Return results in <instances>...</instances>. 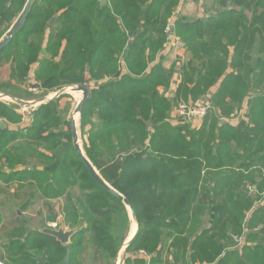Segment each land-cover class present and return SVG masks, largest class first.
Returning a JSON list of instances; mask_svg holds the SVG:
<instances>
[{
    "label": "trees",
    "instance_id": "1",
    "mask_svg": "<svg viewBox=\"0 0 264 264\" xmlns=\"http://www.w3.org/2000/svg\"><path fill=\"white\" fill-rule=\"evenodd\" d=\"M23 1L0 0V14L16 17ZM178 1L74 0L66 5L65 0H34L22 27L0 51V59L13 57L20 76L36 63V86L45 90L59 80V87L80 84L88 89L80 110L83 149L100 176L133 207L138 230L126 252L145 251L151 254L150 264H264V234L253 231L264 220V0H217L221 8L230 6L229 11L175 20L172 35L180 38V48L189 50L176 95L181 89L192 95L207 91L222 77L209 98L212 110L197 129L170 121L168 96L158 86H168L171 70L161 63L151 65L167 42L169 6ZM61 10L59 25L45 32L48 25L42 17ZM30 21L34 26L28 29ZM7 29L0 28V37ZM34 29L48 45H37L30 52L33 45L27 37ZM62 41L66 47L59 60L50 55L38 58L42 50L56 55ZM60 97L41 104L23 131L0 127V164L18 181L29 180L25 185L29 189L37 180L34 187L42 198H58L80 180L83 196L69 194L62 208L68 228L74 229L69 243L60 245L50 236L36 235L41 238L38 245L46 249L44 264L58 262L52 251L47 252L48 245H54L61 261L68 248L70 264H111L126 238L128 211L94 181L75 151ZM245 100L246 121L236 126L218 123L241 114ZM90 112L99 117L98 123L88 119ZM19 117L0 103V118L16 122ZM51 125L56 130L46 129ZM23 138L43 143L44 158L55 170L22 169L28 177L13 173L24 165L29 151L33 153L30 145L12 144ZM203 216L208 224L196 232V221ZM243 224L248 231L245 239L251 243L231 248L232 232L240 234ZM160 226L172 238L175 251L167 254L168 246L156 235ZM32 256L22 253L19 260L42 264ZM124 264L146 261L128 257Z\"/></svg>",
    "mask_w": 264,
    "mask_h": 264
},
{
    "label": "rangeland",
    "instance_id": "2",
    "mask_svg": "<svg viewBox=\"0 0 264 264\" xmlns=\"http://www.w3.org/2000/svg\"><path fill=\"white\" fill-rule=\"evenodd\" d=\"M52 1L53 0H46L47 3H50ZM71 2H74V0H65L66 5H68ZM178 2L179 3L176 6H169L170 10H171V15H169L167 17V20L169 22L165 24V30H164L165 33L167 34V36H166L167 39L170 38V36H171V35H169L170 32H168V29H169V31L170 30L173 31V27L175 25V20H177L178 18L185 19V20H195L197 18L203 19V17L206 18V17L214 14L215 11H221L223 9L225 11H229L228 9L231 8L230 6H227L225 8L219 7L217 0H179ZM23 3H25V2L23 1ZM105 3H106V1H105ZM166 4H168V2H166ZM8 6H9V4L7 5V8H8ZM14 8H15V6H14ZM54 9H56V6L54 7ZM7 10H5V11H7ZM11 11H14V9H12ZM62 11L63 10H61L59 12V16H58L57 12L51 11L42 17V19H41L42 22H44L48 25V28L45 29V32L48 33L49 30H51L52 28L55 27V25H57V21H60V16L62 17ZM212 11H214V13L207 14V15L204 14V13H208V12H212ZM14 17H15V15H9L7 13H1L0 14V28L1 29H5V28L7 29L10 19L12 18V20H13ZM51 18L55 19L54 22H52V24L54 23L52 26L50 24ZM33 26L34 25H33V21H32L29 23L28 29H30V27H33ZM37 34H38L37 31L34 29L32 32V35L30 34L27 37V43L33 45L31 47V49L29 50L30 52H32L33 50H36L35 47H37V45L45 47V44L47 43V41L41 42L40 38H39V36H37ZM171 38H175V37L171 36ZM179 39L176 40L175 46L171 47V51L169 53H166L167 54L166 56H169L170 53L172 52L171 56L174 58L173 60H175L172 64V66L169 68L171 70V77L169 79V82L171 81L173 84H175V81L177 83V80L181 79V77L179 76L181 68L183 66H185L186 62L188 61V57H189V50H187L186 48H180L181 47V41ZM50 41L54 42L53 40H50ZM22 44L23 43H21V45ZM23 45L25 46L26 43H24ZM46 45H48V44H46ZM65 47H66L65 42L62 41L59 48H58V53L56 55H53L52 52L46 53V52H44V50H42V52L40 53L39 56L45 59V58H47V55L48 56L50 55V56L54 57V60L55 59L59 60L60 56H62V53H63ZM16 51L17 50L14 49L13 53H16ZM165 51H166L165 47L162 45V47H160V49L158 50L157 54L158 53H165ZM39 56H38V58H40ZM228 56H229V54H228ZM10 59L13 60V58H11V57L9 58V60ZM9 60H7L6 57H3L0 59V63L2 62L1 65H4V66H0V71H1L0 72V80L1 81H4V78H6L8 75L7 72H8V67H9V65H8ZM121 62L123 64V61H121ZM12 63L14 65V60L12 61ZM35 64H33L31 66L29 71L27 70L26 75H28V73H29V75H28V77L30 78L29 82H31L32 79H34L33 81H36V78L34 76L35 71H33V70H36L35 66H37V65H35ZM229 68H231V67L228 66L226 69H229ZM86 69H88V68H86ZM86 69H85V76H84L85 81H87L89 78L88 77L89 73L86 74L87 73ZM15 70H17L16 66L11 69V73H15ZM22 72H24V71H22ZM18 75H20V74L18 73ZM68 75H69V73H67V75H65L64 77L67 78ZM86 75H87V77H86ZM51 82H55V81L53 80ZM51 82H48V83H51ZM33 83L35 84V87L37 88L36 82H33ZM55 83L57 85L60 84V80L55 82ZM57 85H55L53 87H49V88H52L50 90L49 89L45 90L44 86L40 85L38 87V89L43 91V93H42L43 96L40 95V97L43 98V100H45V99H47V97H50L53 95L56 96L55 98H57L58 96H61L60 100H59L60 109H64L61 112V114L65 115L69 121L70 117L73 114V111H74L76 105L82 99V95L80 98V96L77 94L73 95V93H72L73 91L72 92L69 91V89L75 85H64L62 87H59L60 85L59 86H57ZM23 86H25L27 88V82L23 83ZM31 86H32V84H31ZM159 86L164 87V85H159ZM3 87H5V85L3 83H1L0 88H3ZM210 87H211V85L208 87L207 91L204 90L199 94L194 93L193 95L190 94L189 92L184 93L186 91L183 92L181 89L179 91V94H177V95L175 94L172 96V98H168L169 103H170L169 109H168V111H169V114H168L169 117L168 118L170 119V121L174 124H178V119L175 117V113H176V109H177L178 104H180V103L190 104V103L197 102V101H203V100H207V99L209 100V98H211V100H212V93L209 91ZM7 90H8V88H7ZM8 91L11 92V90H8ZM20 91H21L20 89L12 90V95L13 94L14 95L20 94ZM29 96H30V94L27 95V97H29ZM6 98H10V97H3L2 98L3 103L6 102V103H8V105H11L15 109L21 110V113H23V115H25V116L32 107V103L26 104V103H20V102L15 101L13 104L12 101H9V99H6ZM10 99L12 100V98H10ZM33 109H35V108H33ZM76 115H78L77 123H76V129H77V134H78V145L80 147V150L85 155V152L83 149V141L84 140H83V135H82V131H81L80 115L79 114H76ZM54 117H56V116H54ZM87 117L93 123H98V121H99V117L96 114H94V112L88 113ZM27 121H28L27 117H25V120L21 119L22 123H26ZM89 127H90V125L89 126L87 125L86 129ZM67 128H68L67 125L64 124L62 131L65 132L67 130ZM46 129H49L50 131L56 130L54 125H51L50 127L46 128ZM63 141H65V139H63ZM38 142L39 141L32 139V138H28V139L23 138V139H18L17 141H15L12 144L17 145V144L22 143V144H26V145L31 146L33 153L31 154L30 153L31 151H29V155H26L24 157V159H25L24 166H26L27 168H31V167L36 168L38 166H41L43 169H47L49 171L55 170V167L53 166L54 164L52 163V161L44 158V154L42 151L44 148V144L43 143L38 144ZM97 172L99 173L98 170H97ZM203 175H205V174H203ZM17 179H18L17 176L11 177L8 174H0V218H1V220H0V244L5 243L6 235H10L11 229H13V227L20 222V221H18V223H10L9 221L8 222L4 221V220L2 221V219H9V217L11 218L12 216H14V217L20 216V214H21L20 217H24V218L26 217L27 220H29V226L36 227L39 225L38 216H39L40 212L42 211L45 213L46 218L50 219V221L53 220L54 218L56 219V221H54L52 223H48L49 225H46V227H55V228L62 227V228H65L66 231L70 230V228H68V226L66 224L65 214H64L62 208L66 204V200H68L70 198L69 194H72L73 196H83V193L80 191V180H78L77 184L73 185L72 187H70V186L66 187V189H64L62 196H60L58 198H55V197L45 198L44 197L41 199H37V198L33 199V200H35V202L34 203L30 202V204L27 205L24 209V207H21V204H22L23 200L25 199V197L27 196V194H29V192L33 188H36L34 186L37 185V180H33L31 182V183H34V186L31 189H29V187H25V185L30 182L29 180L24 182V181H18ZM69 181L71 182L73 180L70 179ZM55 183L58 184L59 187L62 186V185H59L60 181L55 182ZM208 183H209V180L207 179L206 186L209 187L210 184H208ZM52 193H54V192H52ZM205 203H207V201H204V204ZM251 207H252V205H250V208ZM127 211H128V215H129V210L127 209ZM50 221H48V222H50ZM46 222H47V219H46ZM207 224H208V220H207L206 216L199 217L198 221H196V224H195V227L197 228V229H195V231L200 230L201 228H203ZM133 226L136 227L135 223L130 219V225L128 224V227L130 229V233H131L132 228L135 229V227H133ZM260 226H261V224L257 225V227L253 229V231L256 232V230H259L261 228ZM166 231L167 230L164 227L160 226L156 230V235L158 234L160 241H162L163 243L166 244V246H168V249H166L167 250L166 252L168 254V251L173 252L175 250L173 249V247H171L172 246V244H171L172 238H169V236L166 234ZM232 233H233L232 237H233L234 244L231 246V248H240L243 245H248L251 243V242H247L245 239V236L248 233V231H247V227L244 224L242 226V230H241L240 234H239V232H236V233L232 232ZM120 256H121V253H120ZM85 261H87V259H85Z\"/></svg>",
    "mask_w": 264,
    "mask_h": 264
},
{
    "label": "crops",
    "instance_id": "3",
    "mask_svg": "<svg viewBox=\"0 0 264 264\" xmlns=\"http://www.w3.org/2000/svg\"><path fill=\"white\" fill-rule=\"evenodd\" d=\"M105 1H107V0H105ZM105 1H104V3H105ZM100 2H101V0H100ZM19 13L16 14V17H14V19L12 20V23L16 20V18L19 15ZM57 13H58V16H59V12H57ZM211 13H214V11L208 12V13H204V14L207 15V14H211ZM203 18H205V17H203ZM54 20H53V22H54ZM30 22H32V21H30ZM12 23L9 25L8 29L10 28ZM53 24H51V26ZM57 25H59L58 21H57ZM57 25H55V26H57ZM4 34H5V32H4ZM232 49H233L232 46H230L229 47L230 54L232 52ZM166 55H167L166 53H158L156 58H155V60L152 62L151 65H153L155 63H161L166 69H169L172 66V64H173V62L175 60H173L174 58L171 56L172 54H170L169 56H166ZM12 61L13 60L10 59L9 63H8L9 67H8V72H7L8 75H7V77L4 78V81L0 80V84L3 83L5 85V87L0 88V103L2 105H4V106L8 107L9 109L13 110L14 113H16V115L20 116L19 117L20 119H24L25 120V117H27L28 121L26 122L27 124L26 123H22L20 121V119L16 120V122H7V120H5L4 118H0V127L6 128L9 131H23L31 123V121H32L31 117H32L33 112L36 111V109L43 102L45 103V102L49 101L55 95L47 97V99L41 101L43 98H41L40 95H42L43 91L38 89V86H37V88L35 87V84L33 83V82H35V81H33L34 79L31 78L32 81L29 82V80H30V78L28 77L29 73H28V75H25V76L18 75L17 70H15V73H11V69L13 68ZM1 64H2V62L0 63V66H4V65H1ZM35 65H37V64H35ZM35 68H37V66H35ZM33 71H35V70H33ZM228 71L229 72L232 71V68H229ZM221 80H222V77H220L215 82V84L210 87L209 91L211 93H214L218 89L219 83L221 82ZM179 81H180V79L177 80V83L175 81V84H173L170 81L168 83V86H166V87L159 86L158 89H159V91H163L165 89L164 91H166V95L168 96V98H172V96L176 94V90L178 88ZM26 82H27V88L25 86H23V83H26ZM31 84H32V86H31ZM188 86H190V84H188ZM7 88H8V90H11V92H9L7 90ZM16 89H20L21 90L20 94H15V95L13 94L12 95V90H16ZM28 94H30L29 97H27ZM3 97L12 98V100L10 98H6V99H9V101H12L13 104H14L15 100L18 101L17 99H20V100L24 101V102H21V103H32V107H31V109L29 110V112L25 116V115H23V113H21V110L14 109L13 107L8 106V103L4 102L6 104L5 105L2 102V98ZM33 108H35V109H33ZM245 109H246V100L244 101V103H242V113L241 114L238 112L237 114H234V116H231L229 118H223L218 123H228L231 126H236L243 119L246 121V118L243 116V114L245 113ZM79 115H80V113H79ZM203 119L201 121H199V122H196L194 127H193V129L199 128L202 125V123H203ZM24 168L27 171H30V172H33V170H34V167L27 168L26 166L21 164L20 166H17L12 171H13V173H15V172L16 173H21L22 175H26L27 177L30 176L29 173H24V171H21ZM41 168H42L41 166H38L35 169L38 170V169H41ZM17 169H19V170H17ZM15 170H17L19 172L15 171ZM0 171L4 172V174H8L9 173V169L7 170L6 167L2 168L1 164H0ZM10 172H11V169H10ZM0 174H2V173H0ZM263 176H264V173H263ZM36 191H37V189L34 188L31 192H29V194H27V196L25 197V199L23 200V202L21 204V207H24V209H25V207L27 205H29L30 202L31 203L35 202V200H33V199H36V198L37 199H41L42 198L41 197L42 195H41L40 191H37V192ZM20 216H21V214H20ZM20 216H16V217L12 216L11 218L9 217V219H2V221L3 220L7 221V222L9 221L10 223H18V221H20V222L18 223L19 225L16 224L13 227V229H11V234L10 235H6L5 243L0 244V263L1 264H27V263H23L22 261L19 260V258L21 257L22 253L35 255V256H32V257L37 263L44 264L45 262H47L46 249L44 248V246L38 245L39 244V240L41 238L39 239L38 238L39 236H36V235H42V237H43V235L50 236V237L53 238L54 241H56L60 245H67L69 243L70 239H68V241L66 243H61L58 239H56V237L42 232V230L46 229V228H51V229H54V230L58 229V228H55V227H46V225H49L48 223H52V222L56 221L55 218L50 221V219L46 218L45 213L41 211L39 216H38L39 225L36 226V227H31V226H29V220H27L26 217L24 218V217H20ZM128 217H129V225H130V219H131L136 225L134 233L137 232L138 224L132 218V216L130 214V211H129ZM46 219H47V222H46ZM0 220H1V218H0ZM48 221H50V222H48ZM260 224H261L260 227L264 226V220ZM129 227H128V231H127L124 243L121 246V248L118 250V252H117L116 256L114 257V259L112 260L111 264H124L125 258H128V257H129V259H133L135 257H141V258L144 259V261H146V264H150V263H148V261L151 258V254H148L145 251H144L145 253H141L142 250H138L136 252H126L125 251L126 242L134 234L133 233L132 235H130ZM64 230L66 231L65 228H63V231ZM262 234H264V232H262ZM35 243H36V247H35ZM47 248H48L47 252H50V251L53 252L54 257H55L54 259L58 261V262L56 261L57 262L56 264H62L64 259L62 261L60 260L61 256H60V254L58 252L55 251L54 245H48ZM120 253H121V256H120ZM164 260H165V258L163 259V261ZM167 260L168 261L171 260V256H168Z\"/></svg>",
    "mask_w": 264,
    "mask_h": 264
},
{
    "label": "water",
    "instance_id": "4",
    "mask_svg": "<svg viewBox=\"0 0 264 264\" xmlns=\"http://www.w3.org/2000/svg\"><path fill=\"white\" fill-rule=\"evenodd\" d=\"M104 1L105 0H101V3L103 4ZM33 2H34V0H26L25 1L24 6H23L22 10L20 11L19 15L17 16L16 20L12 23V25L6 31V33L0 38V51L4 49V47L11 41V39L15 36V34L18 32V30L22 27V25H23L27 15H28V12H29L30 7L32 6ZM53 20H54V18H51L50 24H52ZM86 71H87L86 74H88V69H86ZM86 77H87V75H86ZM72 88H78V89H81L84 92V98L81 99L79 101V103L76 105V107H75V109L73 111V114H72V116L69 119L70 129H71V132H72L73 147H74L75 151L77 152L78 156L81 158V160L83 161V163L87 167L88 172H89L90 176L94 179V181L98 185H100L103 189H105L107 192H109L111 195H113L115 198H117L119 201H121L125 205V207H127V209L130 211V214H131L132 218L136 221L135 214H134L133 207H132L131 203L122 194H120L112 186H110L100 176V174L92 166L90 161L86 158L84 153L80 150V147H79L78 141H77V133L74 130V127H73L74 120H75L74 116L77 113L78 114L80 113L81 106L85 102L86 98L88 97V89L86 87H84L83 85H80V84L79 85H75ZM55 97L56 96H54L53 98H55ZM53 98H51V99H53ZM17 100L19 102H24L23 100H20V99H17ZM42 104H44V102ZM42 232L56 237V239H58L61 243H66L68 241L69 237L73 234L74 229H70L68 231H63L62 227H59L57 230H54V229H51V228H46V229H43ZM259 232L260 233L264 232V226H262L259 229ZM135 235H136V232L126 242L125 247H127L130 244V242L133 240ZM69 252L70 251L67 248L66 249V254H65V259H64L62 264H70ZM216 262L214 264H216Z\"/></svg>",
    "mask_w": 264,
    "mask_h": 264
},
{
    "label": "built area",
    "instance_id": "5",
    "mask_svg": "<svg viewBox=\"0 0 264 264\" xmlns=\"http://www.w3.org/2000/svg\"><path fill=\"white\" fill-rule=\"evenodd\" d=\"M169 35H172V30L169 31ZM168 38L167 42L164 43L165 53L171 51V47L175 46L176 39ZM212 110L211 102L207 100L197 101L193 103H180L177 105L175 117L178 119V123L195 125L196 122L201 121L209 112ZM141 253H145L141 251Z\"/></svg>",
    "mask_w": 264,
    "mask_h": 264
},
{
    "label": "bare ground",
    "instance_id": "6",
    "mask_svg": "<svg viewBox=\"0 0 264 264\" xmlns=\"http://www.w3.org/2000/svg\"><path fill=\"white\" fill-rule=\"evenodd\" d=\"M69 91H73L72 93H73V95L75 94H77V95H79L80 96V98H81V95H82V99L84 98V92L81 90V89H78V88H70L69 89ZM81 92V93H80ZM16 101V100H15ZM41 101H43V99L41 100ZM17 102H19V101H17ZM21 103V102H20ZM79 103V102H78ZM26 104H29V103H26ZM78 114V113H77ZM76 116V117H75ZM74 116V118H75V120H74V125H73V127H74V130L76 131V133H77V129H76V123H77V118H78V115H75ZM77 141H78V134H77ZM133 227H135V226H133ZM134 231H135V229L134 228H132L131 229V233H130V235H132L133 233H134ZM133 236V235H132ZM65 259V258H64ZM1 264V263H0Z\"/></svg>",
    "mask_w": 264,
    "mask_h": 264
}]
</instances>
